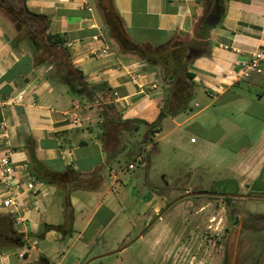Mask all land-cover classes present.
<instances>
[{
	"label": "crops",
	"instance_id": "obj_1",
	"mask_svg": "<svg viewBox=\"0 0 264 264\" xmlns=\"http://www.w3.org/2000/svg\"><path fill=\"white\" fill-rule=\"evenodd\" d=\"M9 1L0 0L1 12L3 5L12 7ZM204 1L16 0L14 11L0 14V160L27 165L36 191L27 190L25 172L19 187H7L0 176V216H10L14 230L32 242L19 251L27 261L32 251L48 259L34 247L39 240L71 243L79 233L80 241L88 236L82 245L89 247L99 232L93 229L117 218L126 188L116 179L128 169L116 170L104 146L103 114L131 126L135 135L143 129L149 134L156 124L151 140L159 149L193 122L204 130L221 127L219 115L228 105L221 104L242 82L264 85V75L232 78L242 61L264 49V0H222L213 27L205 24L212 14L205 17ZM105 13L116 19L120 36ZM204 97L207 102L198 100ZM75 105L81 127L66 115ZM263 169L264 131L258 144L249 141L238 152L230 181L242 190ZM12 193L17 206L5 207ZM149 197L148 208L156 205L155 195ZM46 225H72V236L63 239L52 230L29 237L40 236Z\"/></svg>",
	"mask_w": 264,
	"mask_h": 264
},
{
	"label": "rangeland",
	"instance_id": "obj_2",
	"mask_svg": "<svg viewBox=\"0 0 264 264\" xmlns=\"http://www.w3.org/2000/svg\"><path fill=\"white\" fill-rule=\"evenodd\" d=\"M10 1L12 7L3 5L1 15L14 11L16 0ZM218 3L222 0L204 1L205 17L215 12ZM198 100L207 102L205 97ZM222 103L228 105L219 115L221 127L204 130L193 122L159 149L152 144V133L143 135V129L132 134L131 126L111 116L104 146L114 156L116 170L128 169L116 179L126 195L120 196L122 206L115 221L93 229L99 232L86 248L82 242L87 243L88 236L80 241L79 233L71 243L37 241L39 246L34 247L48 259L37 251L28 261V254L22 260L18 257L19 251L33 247L32 242L6 248L11 264H40V260L46 264H264V169L242 190L230 181L238 152L249 141L258 144L264 131V85L242 82ZM203 118L200 115L196 121ZM192 137L197 144H191ZM132 163L136 169H129ZM152 193L156 205L148 208ZM66 214L70 218L68 209Z\"/></svg>",
	"mask_w": 264,
	"mask_h": 264
},
{
	"label": "built area",
	"instance_id": "obj_3",
	"mask_svg": "<svg viewBox=\"0 0 264 264\" xmlns=\"http://www.w3.org/2000/svg\"><path fill=\"white\" fill-rule=\"evenodd\" d=\"M103 54L108 56L107 49L103 51ZM263 76L264 75V49L258 50L253 53L251 57L247 60H244L240 63L238 70L234 72L233 79L234 81H249L253 76ZM222 89V87H220ZM80 109L79 105H75L70 111L66 112V115L69 116L72 125L76 127L82 126V120L79 117L78 110ZM192 143L196 142L195 138L191 139ZM28 166H17L13 160L9 157H3L0 160V176L1 182L4 183L7 187H12L13 184L17 183V186H20L19 179L22 176L21 174L25 172L29 177V180L26 182L27 190L35 195V180L30 178L29 173L27 172ZM137 166L132 163L129 165V169H136ZM17 195L11 194L8 198L3 201L5 207L17 206L16 203ZM24 252L18 254V257L22 259L24 257ZM0 264H10V256L6 254L0 248Z\"/></svg>",
	"mask_w": 264,
	"mask_h": 264
},
{
	"label": "trees",
	"instance_id": "obj_4",
	"mask_svg": "<svg viewBox=\"0 0 264 264\" xmlns=\"http://www.w3.org/2000/svg\"><path fill=\"white\" fill-rule=\"evenodd\" d=\"M107 17V21L109 22V26L112 28V31L117 33L118 36H120V27L118 26V24L116 23V19L113 17V15L111 13H107L105 14ZM108 15V16H107ZM37 16V15H34ZM203 27H207L205 25H203ZM47 40L51 43V46H55V42H52V38L48 35L47 36ZM126 47V46H125ZM74 92L77 94H86L87 96H89L87 93L84 92V90L79 89V90H75ZM102 117L106 118V120H103L104 122V126L102 127V138H104V136L107 133V120L111 119L110 117L107 118L105 116V114L102 115ZM161 118L164 117V115L160 116ZM136 123V122H135ZM142 123V122H141ZM144 125H147L146 123H142ZM159 128L156 127V124H152L150 125V130H149V134H154L155 132H158ZM83 186V185H82ZM65 199H66V208L69 211V214H71L72 212V208H71V204L69 202V194L65 195ZM226 200V202H230L231 201V197L230 196H226L224 198ZM13 219L10 216H0V248L2 250L6 249V248H14V249H18V248H23L26 244V238L24 234H18L14 228H13ZM57 231L59 233H61L63 239H68L72 236V225H57V226H53V225H46L43 228L42 234L40 236H35V235H30V238H35V237H43L45 233L49 232V231ZM27 254V253H26ZM24 254V255H26Z\"/></svg>",
	"mask_w": 264,
	"mask_h": 264
},
{
	"label": "water",
	"instance_id": "obj_5",
	"mask_svg": "<svg viewBox=\"0 0 264 264\" xmlns=\"http://www.w3.org/2000/svg\"><path fill=\"white\" fill-rule=\"evenodd\" d=\"M220 17L221 16L218 13L216 15H210L208 16L205 24L213 27L219 22ZM119 251H122V250H119Z\"/></svg>",
	"mask_w": 264,
	"mask_h": 264
},
{
	"label": "flooded vegetation",
	"instance_id": "obj_6",
	"mask_svg": "<svg viewBox=\"0 0 264 264\" xmlns=\"http://www.w3.org/2000/svg\"><path fill=\"white\" fill-rule=\"evenodd\" d=\"M216 10H215V12L212 14V15H216L217 13L218 14H222L223 12V10H222V7H220V5L219 4H217L216 5V8H215ZM40 264H46L45 263V261L44 260H40Z\"/></svg>",
	"mask_w": 264,
	"mask_h": 264
}]
</instances>
